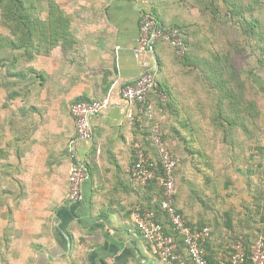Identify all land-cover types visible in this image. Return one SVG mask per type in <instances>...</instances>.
Segmentation results:
<instances>
[{"label": "crops", "instance_id": "obj_1", "mask_svg": "<svg viewBox=\"0 0 264 264\" xmlns=\"http://www.w3.org/2000/svg\"><path fill=\"white\" fill-rule=\"evenodd\" d=\"M53 1L68 17L69 41L35 55L31 65L38 75L19 98L18 110L0 117V125L6 117L10 121L0 131L7 153L0 160V207L6 212L0 218V264H167L151 253L133 220L135 208L154 207L155 194L128 174L130 144L138 133L128 115L137 107L121 96V88L144 69H156L157 57L167 60L164 42L156 53L137 45L141 12L153 3ZM42 2L30 11L47 20L48 0ZM79 98L105 102L90 117L89 139L78 137L70 110ZM74 161L88 167L78 203L68 200ZM225 212L219 228L216 221L210 224L204 247L214 263L234 242L223 224ZM229 214L232 231H239ZM160 220L167 224L162 214ZM259 226L244 231L253 234Z\"/></svg>", "mask_w": 264, "mask_h": 264}, {"label": "rangeland", "instance_id": "obj_2", "mask_svg": "<svg viewBox=\"0 0 264 264\" xmlns=\"http://www.w3.org/2000/svg\"><path fill=\"white\" fill-rule=\"evenodd\" d=\"M23 1L32 12L44 5L43 0ZM202 1L195 0L196 6L188 4L185 7L184 18L188 24L184 28L186 40H183L186 42V51L180 57L175 54L167 68L169 84L174 87L172 97L175 105L173 100L157 91L153 92L150 99L156 110V121L162 132V140L179 159L176 171V201L179 199L184 204L188 214H197L203 209L200 204L203 197L213 204L215 210L211 216L214 215L217 222L225 218L224 212L230 207L229 210L237 221L236 226L239 224L243 227L247 224L253 229L260 225V215L255 209L257 199L253 196L256 193L254 188H257L255 185L259 184V179L264 182V173H261L264 170V158L260 159L257 151L258 146L264 145V91L258 86L259 84L264 87V68L257 65L258 61L264 62V0ZM204 3L206 7L203 9ZM31 4H35L37 8L34 10ZM1 17L0 12L2 118V112L18 110L19 98H25L26 89L31 86V79L37 73L31 62H27L22 50L11 47L10 29L5 26ZM17 54H21V58L11 63V58ZM256 66L254 79L257 85L250 74V70ZM11 73L17 75L12 76ZM219 86L233 96H221L220 99ZM195 89L199 94L197 96L193 95ZM197 97L206 106L203 109V105L196 101L194 105H200L197 110L199 113L194 112L196 114L193 113V118L188 119V102ZM168 103L177 110L174 109L173 112ZM219 109L223 112L221 116ZM226 112L234 119H238V116L248 118L246 126L237 121L238 126L235 127L234 120L227 123L222 118ZM180 114L185 120L184 125L179 123ZM251 114L254 118L249 117ZM8 122V117L1 121L0 131L2 127L9 125ZM192 123L196 124L197 130L191 129ZM3 136L4 133L0 132V144ZM0 147L5 157L4 148L1 145ZM205 152L210 154L211 160L204 158ZM258 162L263 166L256 168ZM247 163L256 171L255 175L248 176L251 179L250 185L245 183L246 175L240 169ZM211 165L214 166L217 178L212 187L210 185L204 189V170ZM223 173H227L230 179L226 187H222ZM2 201L0 194V206ZM3 214L6 212L3 213L0 207V218ZM233 233L230 235L231 241L242 235L236 237ZM258 234L259 230L253 238Z\"/></svg>", "mask_w": 264, "mask_h": 264}, {"label": "trees", "instance_id": "obj_3", "mask_svg": "<svg viewBox=\"0 0 264 264\" xmlns=\"http://www.w3.org/2000/svg\"><path fill=\"white\" fill-rule=\"evenodd\" d=\"M205 1L206 0H203L202 3ZM151 2L153 3V4L151 3L152 4L151 8L143 9V11L150 12V14L156 19L158 26L161 29H163L164 31H167L171 28H178L181 31L182 39H185L184 28H185V26L187 27V24H188L186 22V19L184 18L185 17L184 16L185 7L188 4H189V6H196L195 0H151ZM208 2H209V0H208ZM205 7H206V4L204 3L203 9ZM170 8H171V10H170ZM171 11H173L172 15H171ZM213 11H214V9H213ZM0 12H1V16H2L1 20L4 21L3 23L5 24V26L10 29V34L12 36V39L9 40V43H10L11 47H13L14 49H18V50L21 49L22 54L26 55L25 57L27 58V62H31L33 60V58L35 57V55H38V54L47 55L48 49L53 47V46L59 45V43H61L62 45H65L69 41L68 29L70 27V24L68 22V17L65 14V11L63 9H61L53 0H48V4H47L48 19L47 20L46 19L41 20L38 17L34 16L31 13V11L29 10V7L25 6L23 0H0ZM164 16L165 17L170 16V18L167 19V22L164 21V18H163ZM185 40H183V41L185 42ZM160 42H164L166 45L169 46V48H167V51H164L165 55L167 54V58H166L167 60L164 59V56L162 58L160 56L157 57V67L155 69V77H156L158 86L154 91L150 92V95L153 94V92L157 91V92L165 94L167 96V98H169V100H173L172 93H174L173 92L174 87H172L169 84V75H167V68H168V65L172 62V59H174V55L176 54V52H175V48L168 41L160 39L155 43L154 53H156L157 45ZM19 58H21V54H19V55L17 54L15 56H13L11 58V60H12L11 63L17 62L19 60ZM257 65L260 68L261 67L264 68V62L263 61H258ZM256 68H257V66L254 67L253 69H251L250 74L252 75L251 76L252 80L257 85L258 83L254 79V75L256 74L255 73ZM11 75L16 76L17 73H11ZM37 75H38V73H37ZM260 79H263V78L260 77ZM258 86L260 89H262L264 91L263 86H261L259 84H258ZM219 88H220V91H219L220 99H221V96L223 98L233 96L231 92L223 91L222 88H224V87L219 86ZM209 94H210V92H209ZM193 95L194 96L199 95L198 92L196 91V89H195ZM189 100H190V98H189ZM75 101L93 102L96 100L88 101V100H83L82 98H79ZM192 101H194V102L192 103ZM196 101H198V104L203 105V109L206 106V105H204L205 103L203 102V100L199 99V97L189 101L188 102L189 113L186 114L188 119H189V117L193 118L194 114L199 113V111H197V110L199 109L200 105H198V104L194 105V103ZM173 105H175L174 100H173ZM136 107H137V105H136ZM168 107L173 109V112H174V109L177 110L176 108L172 107L171 103H168ZM219 111H220V109H219ZM136 112H137V109L133 114L135 115ZM194 112H196V113H194ZM219 113H220V116H221V113L223 114V112H221V111ZM180 117L181 118H179V123L184 125L185 120L183 119L181 114H180ZM249 117L254 118V115L251 114V115H249ZM145 118L146 117H143L142 119L135 121L133 124V126L137 128L138 133H137V137H135L130 144L131 158H132L130 165L132 163H134V161H135V155H134V151H135L134 147L135 146L134 145L137 143L138 146L143 150V152L147 156L148 161L151 164V168L154 169V171H155V174H156L155 178L143 186V187H146L147 190H151L152 194H155V197H153L154 198L153 199L154 207H150V206L149 207L139 206V207L152 209L155 212V220L158 221L159 223H161L166 234L171 235L174 239L173 249L177 252H182L184 254V244H183L182 235H180L174 229V227L170 223L167 215L160 208V201H161L162 194H161V187L158 183V176L161 173V160H160V156L158 153V149L153 144L151 136H150V132H149L150 125H153L154 123H158L156 121L155 107H154V117L149 121H147V119H145ZM222 118H225V120H227V123H231V121L234 120L235 122L233 121L234 122L233 124H235V127L238 126L237 121H240V124H242V126H246V122L248 120V118H246L245 116H243V117L238 116L237 117L238 119H234L233 117L228 116V112H226L224 115H222ZM195 125H194V123H192L191 126L189 124L191 129L197 130L196 129L197 126H195ZM140 129H141V131H140ZM160 135H162L161 130H160ZM3 151H4L5 156H6L7 153L5 152L4 149H3ZM169 151L171 153H173L170 149H169ZM257 151H259V153H260V155H259L260 159H261V157L264 158V145L258 146ZM174 155L177 156L176 154H174ZM235 157H236V155H235ZM3 158H4V154L2 151H0V160ZM204 158L205 159L208 158L209 160H211L210 154H208L206 152L204 153ZM83 165H84L86 172L88 174L87 163H83ZM178 166H179V164H178ZM178 166L176 168V171L178 169ZM260 166H263V164L258 162L256 164V168L260 167ZM240 169H241V172H244L246 175L245 179L246 178L247 179L245 180V183L247 185H250L251 179L248 178V176L255 175L256 171L252 170L254 168L248 163L245 164V166H241ZM176 171H175V179H176V183H177ZM261 173H264V170L261 171ZM221 176L223 178V186L222 187H224V185L226 187L230 183V179L228 178L227 173H223V175H221ZM216 178H217V176L214 172V166L211 165L210 167H207L204 170L203 188L205 189L206 186H210V185L212 187L213 186L212 183H214ZM262 180L263 179H259V182H258L259 184L255 185V186H257L258 189L254 188L256 193L253 194V196H255V198L257 199L255 202V209L260 215L258 218L260 220V226L255 230V232H257L259 230V234L253 238V235L255 233L254 234L245 233L244 229L249 230L251 228V225H247V224L243 225V227L239 226V228H240L239 231H232L233 221H232V218L230 217V214H229L230 207L228 209H226L227 212H225V213L227 215V219H225L223 221V224L225 225V227L228 230H231V233L234 232L233 236L237 237L239 234H242V235H239V237H237V239H239L243 242L247 252L249 251L250 245L257 238H259L260 236H264V182ZM201 184H202V182H201ZM175 188H176V186H175ZM175 194H176V189H175V193H174L173 205H174L177 213H179L181 215L184 223L187 226H189L192 230H201L204 227L209 228V234H208V236L204 242V247H205V244H206V242L210 236V232H211L210 224H212L213 221H216L215 224H218L217 227L219 228V223H220V221L217 222L214 215L211 216V214L215 210V209H213L214 208L213 204L208 199H203V197H202V203H200L203 206L202 211H198L197 214L196 213H194V214L189 213L188 214L185 210L184 204L181 203L179 201V199H177V201H176V195ZM160 214H162L165 217V219L167 220V224L163 223L160 220ZM231 216H233V215L231 214ZM243 223H245V222H243ZM231 233H230V235H231ZM231 236H228V237L231 238ZM231 251H232V246H231L230 252ZM230 252H228V253H230ZM205 257L209 263L214 264V262L210 261V259L208 258L206 253H205Z\"/></svg>", "mask_w": 264, "mask_h": 264}, {"label": "built area", "instance_id": "obj_4", "mask_svg": "<svg viewBox=\"0 0 264 264\" xmlns=\"http://www.w3.org/2000/svg\"><path fill=\"white\" fill-rule=\"evenodd\" d=\"M168 41L174 48L177 56L186 51L181 31L171 28L161 29L156 19L148 11L141 12L139 36L137 45L139 50L154 53V46L158 40ZM158 86L155 69L146 68L139 77L130 84L121 88L122 98L129 104L137 105L136 114L128 115L130 123L146 117L147 121L154 117V106L150 99V92ZM104 101H75L70 110L75 118L79 138L91 137L90 117L97 115L104 106ZM153 144L157 147L161 160V173L158 183L161 187L160 208L167 215L174 229L183 237L184 254L173 249V237L166 234L161 223L155 220V212L147 208H135L132 212L134 223L146 241L153 255L167 264H211L205 257L204 242L209 234V228L192 230L187 226L181 215L177 213L173 202L176 186L175 171L179 159L171 153L160 135L158 123L149 127ZM135 161L128 168V174L133 181L144 186L155 178V171L151 168L147 156L136 143L134 145ZM87 176L84 165L80 162L71 163L68 171V200L78 203L82 199V186ZM214 264H264V236L257 238L247 252L243 242L234 240L232 251L220 255Z\"/></svg>", "mask_w": 264, "mask_h": 264}]
</instances>
